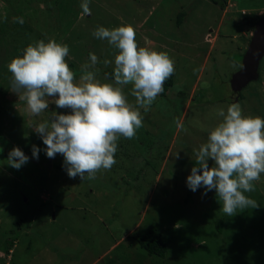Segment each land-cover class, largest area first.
<instances>
[{
    "label": "rangeland",
    "instance_id": "1",
    "mask_svg": "<svg viewBox=\"0 0 264 264\" xmlns=\"http://www.w3.org/2000/svg\"><path fill=\"white\" fill-rule=\"evenodd\" d=\"M80 3L0 0V252L13 249L11 264H107L118 246L129 256L121 264H264V173L245 193L257 207L232 216L223 213L214 190L186 186L193 149L220 119L217 108L239 102L244 115L264 118V57L250 78H241L243 63L233 57L246 53L253 36L243 18L263 17L264 0H90L86 15ZM120 24L133 26L138 46L168 53L173 85L141 109L142 126L132 138L119 137L111 168L92 179L69 178L54 166L61 154L48 158L40 151L33 159L31 146L46 147L35 124L70 109L49 100L48 110L31 115L11 90L7 64L29 43L51 38L68 45L65 59L76 80L91 52L97 78L111 82L105 71L113 64L103 61L117 50L92 31ZM233 84L241 91L237 98L229 96ZM207 88L199 105L197 94ZM122 90L135 106L131 85ZM13 146L30 157L20 169L7 164ZM222 220L225 236L217 237L213 226ZM152 231L167 243L165 259L148 257L132 238Z\"/></svg>",
    "mask_w": 264,
    "mask_h": 264
},
{
    "label": "clouds",
    "instance_id": "2",
    "mask_svg": "<svg viewBox=\"0 0 264 264\" xmlns=\"http://www.w3.org/2000/svg\"><path fill=\"white\" fill-rule=\"evenodd\" d=\"M89 2L81 0L82 15L90 14ZM14 19L23 23L22 17ZM92 36L117 50L113 60L103 61L113 64L111 82L97 78L98 58L91 52L76 80L65 59L68 45L51 38L29 43L7 64L11 90L25 102L31 115L48 110L49 100L57 108L70 109L67 113L52 111L47 120L35 124L33 130L46 147L33 144L31 158L38 159L40 151L48 158L59 153L68 177L81 181L115 164L117 140L135 135L142 126L141 109L148 110L174 71L167 52L138 46L130 24L112 28L99 25ZM125 85H131L135 106L125 97ZM216 115L220 119L209 130L206 142L193 149L195 164L186 177V186L193 192L202 188L203 194L214 190L222 201L223 213L232 216L237 209L257 207L245 193L254 190L253 182L264 173V118L244 115L239 102L217 108ZM29 158L20 147L13 146L6 160L10 167L20 169ZM11 249L0 252V259L3 255L12 257Z\"/></svg>",
    "mask_w": 264,
    "mask_h": 264
},
{
    "label": "trees",
    "instance_id": "3",
    "mask_svg": "<svg viewBox=\"0 0 264 264\" xmlns=\"http://www.w3.org/2000/svg\"><path fill=\"white\" fill-rule=\"evenodd\" d=\"M182 19H183V13L178 15V21H177L178 25H180L182 23ZM243 19H244V25L246 27H248V28H252V22L254 21V19L252 20V19L246 18V17H244ZM234 56H235V60L234 61L237 64H239L243 60L244 53L235 54V55H233V57ZM111 72H112L111 70L110 71H105V74H107L108 76H111V75H109V74H111ZM232 82H234V81H231V83ZM171 85H173V76L172 75H170L164 81L163 88L167 89ZM231 89H233V91L235 92V93L229 94V96H231V98H237L241 94V91L238 88H236L235 84H233ZM208 91L209 90L207 88V91H199L198 92L197 95L199 97H201V98H197L199 100L198 101L199 105L203 102V101H200V99H205V98H203L204 94L208 93ZM194 101H197V100L195 99ZM162 139H164V138L162 137ZM54 166L58 170L65 172L64 168L62 167V162L56 163V164H54ZM213 229H214V233L217 235V237L225 236V223H224L223 220L216 222L215 225L213 226ZM132 238L135 240V242L137 243L138 247H140V249L144 253H146V255L148 257L165 259V257L167 256L168 246H167V243L164 241L161 232L152 231V232H150L148 234L147 233L146 234L133 233L132 234ZM124 250L125 249H122L120 246L116 247L112 251V255L111 256H110V254H108L105 257L104 262L107 263V264H118L116 261H119L120 264H121V262L127 263V260L129 258V256L124 255V252H126ZM120 254H123V257L121 259L118 258L120 256Z\"/></svg>",
    "mask_w": 264,
    "mask_h": 264
},
{
    "label": "water",
    "instance_id": "4",
    "mask_svg": "<svg viewBox=\"0 0 264 264\" xmlns=\"http://www.w3.org/2000/svg\"><path fill=\"white\" fill-rule=\"evenodd\" d=\"M253 27V36L249 43L248 49L246 53L244 54L242 63H243V69L241 71V78H243L245 75L248 76L249 73L245 72V59L249 56H254V64L252 65V72L250 73V76H255L258 73V66L259 61L264 57V16L261 18H257L252 22ZM249 76V77H250ZM240 78V77H239ZM244 83V82H243Z\"/></svg>",
    "mask_w": 264,
    "mask_h": 264
},
{
    "label": "bare ground",
    "instance_id": "5",
    "mask_svg": "<svg viewBox=\"0 0 264 264\" xmlns=\"http://www.w3.org/2000/svg\"><path fill=\"white\" fill-rule=\"evenodd\" d=\"M254 56L253 57H251V56H249V57H247L246 59H245V72H248V73H251L252 71V68H253V64H254Z\"/></svg>",
    "mask_w": 264,
    "mask_h": 264
},
{
    "label": "built area",
    "instance_id": "6",
    "mask_svg": "<svg viewBox=\"0 0 264 264\" xmlns=\"http://www.w3.org/2000/svg\"><path fill=\"white\" fill-rule=\"evenodd\" d=\"M2 264H10L11 256L9 255H3V258H1Z\"/></svg>",
    "mask_w": 264,
    "mask_h": 264
}]
</instances>
